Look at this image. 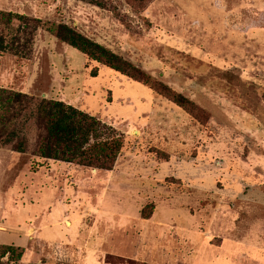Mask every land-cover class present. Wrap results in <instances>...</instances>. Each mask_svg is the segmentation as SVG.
I'll list each match as a JSON object with an SVG mask.
<instances>
[{
    "label": "rangeland",
    "instance_id": "1",
    "mask_svg": "<svg viewBox=\"0 0 264 264\" xmlns=\"http://www.w3.org/2000/svg\"><path fill=\"white\" fill-rule=\"evenodd\" d=\"M98 1L0 10L75 27L195 113L43 28L27 57L0 52V87L34 108L65 101L124 138L112 170L87 168L38 156L43 130L30 112L18 121L25 151L0 145V225L25 249L18 264H264V0Z\"/></svg>",
    "mask_w": 264,
    "mask_h": 264
},
{
    "label": "trees",
    "instance_id": "2",
    "mask_svg": "<svg viewBox=\"0 0 264 264\" xmlns=\"http://www.w3.org/2000/svg\"><path fill=\"white\" fill-rule=\"evenodd\" d=\"M102 5L98 0H84ZM133 6L144 8L149 0H128ZM43 28L63 42L81 51L90 61H96L195 113V103L163 82L154 80L145 70L123 55L93 40L75 27L63 22L32 18L26 14L0 10V52L27 57L33 49L36 31ZM92 75H98L97 70ZM34 99L25 92L0 87V145L15 144L16 151L24 152L25 138H20L18 121L29 116L43 130L37 155L75 163L87 168L112 170L124 146V138L117 129L100 118L62 100L43 98L35 106ZM34 108V109H33ZM28 116V117H29ZM17 141V142H16ZM152 212L142 210L149 218ZM25 249L15 244L0 243V264H18ZM118 262H123L118 258ZM128 264H136L129 260ZM39 264V263H31Z\"/></svg>",
    "mask_w": 264,
    "mask_h": 264
},
{
    "label": "crops",
    "instance_id": "3",
    "mask_svg": "<svg viewBox=\"0 0 264 264\" xmlns=\"http://www.w3.org/2000/svg\"><path fill=\"white\" fill-rule=\"evenodd\" d=\"M0 228H3V229H0V243H2V244H9L8 243L9 241L6 240V238H8V236L7 235L5 236V234H3L5 232H8L9 231L8 230L9 228H7L5 225H0ZM4 228H7V230H4ZM222 243H223V241H222V238H221V241H220L219 244H222Z\"/></svg>",
    "mask_w": 264,
    "mask_h": 264
}]
</instances>
